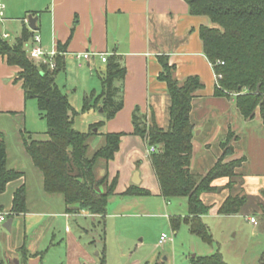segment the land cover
<instances>
[{
	"label": "crops",
	"instance_id": "obj_1",
	"mask_svg": "<svg viewBox=\"0 0 264 264\" xmlns=\"http://www.w3.org/2000/svg\"><path fill=\"white\" fill-rule=\"evenodd\" d=\"M31 15L38 17L36 30L29 28L26 21ZM209 24L205 17L192 16L184 0H0V40L14 45L25 31L31 32L32 37L25 45L29 56L33 37L40 36L42 49L49 54L56 52V62L57 59L65 62V70L58 75L57 84L70 101L69 91L83 92V103L85 97L92 94L95 96L93 101L96 100L103 91V79L111 66L118 65L126 72L124 79H117L113 83L118 90L116 99H122L123 108L113 119L96 123L102 124L100 134H122V137L114 159L98 171L99 177L108 174L110 181L118 179L115 193L109 199L105 216H94L81 210L78 205L67 206L62 195L45 191L43 175L27 153L24 140L30 137L33 141H46L48 127L43 126L40 132L30 133L26 129H18L16 125L14 138L11 122L19 115L24 118L30 99L25 95L23 82L18 79L21 69L9 65L6 58L0 56V132L6 144L8 167L23 173V177L9 183L6 191L0 195V214L5 215V220L0 222V252L4 264L9 259L12 264H15V260L19 264H102L103 261L110 264L109 249H106V232L110 223L137 217L138 212L146 215L152 211V200L159 202L160 199L165 207L171 204V200L161 195L148 153L149 147L134 134L133 125V114L138 110L149 123L154 122L164 130L169 128L170 98L167 84L159 80L161 58H167L175 66V76L180 82L189 77H198L204 85L195 94L192 103L191 122L195 128L192 172H199L195 168L209 155L213 144H223L229 134H235L240 141L248 139L247 145L234 155L235 160L243 159V165L237 171L234 192L246 198L248 194L259 197L261 202L257 204L263 207L264 133H259L261 138L256 136V140L254 134L244 131L256 123L259 130L264 132V123L257 113L251 120L242 116L239 118L235 99L215 96L216 73L205 55L200 38V29ZM87 53L91 54L89 59L83 57ZM102 55L107 56V62H102ZM87 72L88 78L85 77ZM70 76L74 77L75 82L67 89V78ZM99 106H102V100ZM75 124L76 121L74 127ZM93 126L90 125L88 132ZM103 138L95 137L92 145ZM11 141L18 155L11 153ZM218 159L213 161L210 169L198 174L206 175ZM228 182V178H222L214 185L223 188ZM22 187L26 189V212L16 214L13 213L14 197ZM135 187L148 191L150 195H125ZM222 188L216 193L204 194V203L213 206L211 214L221 218L238 216L218 214L219 208L231 195V191ZM183 199L188 203L186 198ZM32 204L42 205L43 208H31ZM54 205L58 208L53 209ZM188 216L189 209L185 217L171 220L166 215L165 218L171 220L170 226L175 231L182 222L175 228L173 220H185ZM10 219L11 231H8L4 225ZM84 223H92L100 241L88 242L83 239L84 233H90ZM62 225L66 228L65 232ZM71 225L77 228L72 229L69 227ZM159 242L161 248L169 241L162 245ZM197 257L195 255L194 259Z\"/></svg>",
	"mask_w": 264,
	"mask_h": 264
},
{
	"label": "trees",
	"instance_id": "obj_2",
	"mask_svg": "<svg viewBox=\"0 0 264 264\" xmlns=\"http://www.w3.org/2000/svg\"><path fill=\"white\" fill-rule=\"evenodd\" d=\"M184 1L189 5L192 16L205 17L210 22L200 29V38L215 73L222 75L215 96L228 99L235 97L236 107L246 120L253 119L259 109L264 123V0ZM31 37V32L25 31L14 45L0 40V56L5 57L9 65L21 69L18 79L23 82L25 95L27 99L37 101L38 109L48 126L46 141L25 138V148L43 175L47 193L62 195L67 206L78 205L91 215L103 217L109 199L115 193L118 179L110 181L108 174L98 177L96 168L101 160L105 163L104 167H107L114 159L119 151L122 134H100L102 124L94 125L88 133L75 129L77 113L57 84L58 75L65 70V62L57 59L55 70H51L48 65L37 64L25 50ZM160 62L162 72L159 80L167 84L170 98L169 128L164 130L154 122L149 123L147 117L137 110L133 114L134 134L141 137L148 147L157 148L150 159L161 195L166 200H188L189 216L185 220H173L174 227L177 228L184 221L193 234L206 243H212L203 217L209 214L213 206L206 205L202 197L204 194L218 192L219 188L214 182L222 178L229 179L222 189L233 192L237 170L242 163H225L227 154H223L206 175H195L192 172L195 138V128L191 122L192 103L195 94L204 85L198 77H189L180 82L175 76V66L167 58H161ZM125 74V70L118 65L111 66L103 79L102 93L94 101V94L85 97L82 112L102 109L107 120L113 119L123 108L122 99H116L118 90L113 83L117 79H124ZM101 100L102 106H99ZM97 136H103L105 144L91 153V142ZM21 177L23 173L8 167L6 144L0 132V195L6 191L9 183ZM125 195L147 196L150 193L135 187ZM246 203V196L231 194L219 208L218 214L238 215ZM25 212L26 189L22 187L15 193L13 213ZM4 263L0 252V264ZM192 264L227 263L217 253L197 257ZM261 264H264V257Z\"/></svg>",
	"mask_w": 264,
	"mask_h": 264
},
{
	"label": "rangeland",
	"instance_id": "obj_3",
	"mask_svg": "<svg viewBox=\"0 0 264 264\" xmlns=\"http://www.w3.org/2000/svg\"><path fill=\"white\" fill-rule=\"evenodd\" d=\"M88 75V72L85 73L86 78H88ZM96 78L98 79L97 74ZM74 82V77L70 76L69 79L67 78V89ZM68 93L71 99L70 103L77 113L75 118V127L77 129L88 132L90 125H97L96 123L106 119V116L103 113L101 114L102 109L91 110L92 112L87 113L82 112L84 105L82 101L83 92L74 93L69 91ZM95 94L97 95L98 92ZM230 99H235V97H231ZM239 113L238 116L240 118L241 115ZM256 113L260 115L259 109H257ZM24 115V118L21 115L16 116L11 122L10 129L14 138L17 134L15 131L16 125H18V129H26L30 133L38 132L43 126L46 128L47 122L43 119L36 100H29V105ZM101 130L104 131V129ZM244 132L246 134H254L256 140L257 137L258 139L261 138V136L259 137V133H264L259 130V126L256 123L246 128ZM246 140L240 141L235 134H229L223 144L219 143L218 145L217 142L214 143L209 155H206L196 166V171L202 173L210 169L213 166V161L216 158L220 159L223 154H227L224 160L225 163L238 161L242 163V166L243 159L235 160L234 155L237 150L241 151L242 147L247 145L248 139ZM92 143L90 152L94 153L105 144V140L103 138L94 144V146ZM9 149L11 153L17 154L15 153V146L12 141L9 142ZM218 154L220 155L219 157L217 156ZM104 164V161L101 160L97 165V174ZM34 170L39 172L37 169ZM198 173H195V175H200ZM221 188L220 186L219 189ZM229 194L236 195L234 191L229 192ZM260 202L259 197L256 198L248 194L247 203L238 216L221 218L211 214V212L204 216L203 221L209 227L212 238V244H208L198 236L193 235L184 221L177 230L174 231L171 228L170 221L172 219L185 217L188 214L189 207L185 199H171V204L167 207H165V204L160 199L159 202L152 200V211L147 212L146 215L138 212L137 217L119 219L116 221V224L110 223L108 233L106 232V249H109L110 264H192L195 255L202 257L218 252L224 256L228 264H259L260 259L264 255V208H261L257 204ZM56 207L58 208L57 205H54L53 209H56ZM31 208L42 209L43 206L32 204ZM166 215L171 217V220L165 218ZM251 216L257 220V226L250 221ZM181 219L184 220V218ZM84 224L86 229L90 230V233H84L83 239L88 242L100 241L99 233L95 231L92 223ZM62 227L63 232H65V226L62 225ZM69 227L72 229L77 228L76 225ZM163 234H167L170 239L168 243L160 248L158 242ZM172 237L173 240H171ZM7 264H11L10 259L7 261Z\"/></svg>",
	"mask_w": 264,
	"mask_h": 264
},
{
	"label": "built area",
	"instance_id": "obj_4",
	"mask_svg": "<svg viewBox=\"0 0 264 264\" xmlns=\"http://www.w3.org/2000/svg\"><path fill=\"white\" fill-rule=\"evenodd\" d=\"M26 21L29 22L28 19H26ZM5 37H7V36H5ZM29 56L36 63L38 62L39 64L48 65V67L51 70H55L57 68V62H56L57 53L56 52H53L51 54L46 53L41 47V38L38 35H35L33 37V45L31 47ZM48 56H49V58H47ZM90 56H91V54H88V53L83 55V57L85 59H89ZM101 57H102V62H104V63L107 62V56L106 55H102ZM217 64L223 65L224 63L218 62ZM221 79H222V75L216 74V82L218 83ZM156 152H157L156 147H154V146L149 147V151H148L149 155L154 154ZM4 220H5V215L0 214V222H3ZM251 222L253 224H257V221L254 218L251 219ZM169 239L170 238L167 234H163L160 238V242H159L160 245L164 244ZM171 240H172V238H171Z\"/></svg>",
	"mask_w": 264,
	"mask_h": 264
},
{
	"label": "water",
	"instance_id": "obj_5",
	"mask_svg": "<svg viewBox=\"0 0 264 264\" xmlns=\"http://www.w3.org/2000/svg\"><path fill=\"white\" fill-rule=\"evenodd\" d=\"M29 20V28H31L32 30H36V23L38 21V17H34L33 15L29 16L28 18ZM138 176V174H136V177ZM135 184H138L137 182H135ZM11 224H12V220L10 219L5 225L4 228L8 231H11ZM15 264H19V262L17 260L14 261ZM12 264V263H11Z\"/></svg>",
	"mask_w": 264,
	"mask_h": 264
}]
</instances>
